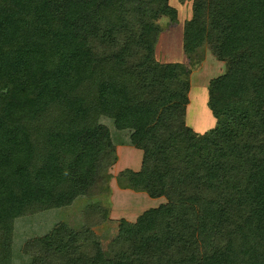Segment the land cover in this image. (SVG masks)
Segmentation results:
<instances>
[{"label":"trees","instance_id":"16d2710c","mask_svg":"<svg viewBox=\"0 0 264 264\" xmlns=\"http://www.w3.org/2000/svg\"><path fill=\"white\" fill-rule=\"evenodd\" d=\"M190 1L188 68L155 58L178 23L170 0H0V264L16 214L96 185L111 155L101 117L142 152L119 187L166 203L121 220L110 258L88 207L82 227L26 242L30 264H264V0ZM206 49L225 70L208 84L215 125L198 134L186 107Z\"/></svg>","mask_w":264,"mask_h":264},{"label":"rangeland","instance_id":"374dc122","mask_svg":"<svg viewBox=\"0 0 264 264\" xmlns=\"http://www.w3.org/2000/svg\"><path fill=\"white\" fill-rule=\"evenodd\" d=\"M170 5L177 11L178 23L160 35L155 58L160 63H181L188 66L182 53V25L191 18L192 2L170 0ZM224 70L225 64L218 61L207 49L203 62L191 69L186 125L195 133H205L215 125V119L207 106L208 84L223 74ZM97 126L108 137L111 155L105 168L103 166L96 175V185L90 191L84 189L78 197L59 207H48L24 215L16 214L4 239L5 254H8L10 264H30L29 257L23 252L26 242L44 236L57 223H64L72 230L82 227L86 222V209L96 205L99 215L96 214L97 216L94 215L89 220L104 255L110 258V245L117 235L121 220L133 223L145 211L166 203L165 199H150L145 193L119 187L117 178L120 173L125 170H140L142 152L131 146V131L118 129L114 120L101 117ZM102 208L108 211V220L104 222L100 220Z\"/></svg>","mask_w":264,"mask_h":264},{"label":"crops","instance_id":"0c3cea01","mask_svg":"<svg viewBox=\"0 0 264 264\" xmlns=\"http://www.w3.org/2000/svg\"><path fill=\"white\" fill-rule=\"evenodd\" d=\"M188 108V107H187ZM186 117H187V109H186ZM212 129V128H211Z\"/></svg>","mask_w":264,"mask_h":264}]
</instances>
